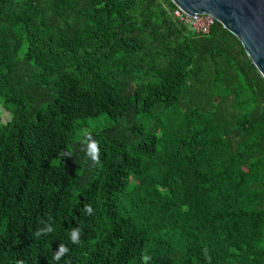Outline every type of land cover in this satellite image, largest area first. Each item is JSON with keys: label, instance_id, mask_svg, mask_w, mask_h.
Here are the masks:
<instances>
[{"label": "trees", "instance_id": "obj_1", "mask_svg": "<svg viewBox=\"0 0 264 264\" xmlns=\"http://www.w3.org/2000/svg\"><path fill=\"white\" fill-rule=\"evenodd\" d=\"M176 9L0 0V264H264V78Z\"/></svg>", "mask_w": 264, "mask_h": 264}, {"label": "water", "instance_id": "obj_2", "mask_svg": "<svg viewBox=\"0 0 264 264\" xmlns=\"http://www.w3.org/2000/svg\"><path fill=\"white\" fill-rule=\"evenodd\" d=\"M188 16L213 15L242 43L264 78V0H171Z\"/></svg>", "mask_w": 264, "mask_h": 264}, {"label": "clouds", "instance_id": "obj_3", "mask_svg": "<svg viewBox=\"0 0 264 264\" xmlns=\"http://www.w3.org/2000/svg\"><path fill=\"white\" fill-rule=\"evenodd\" d=\"M85 135L87 137V141H86L87 152H86V154L88 157L91 158V160L94 164H99L100 160H99L98 143L91 138V135L89 133L85 132ZM62 155L71 156L70 153H62ZM84 211L87 214L91 215L92 211H93L91 205L85 204ZM51 231H53L52 227L50 225H46V227L44 229H38L37 230L36 236L39 237L41 234H47ZM79 233H80V229H78V228H74L71 230L70 239L73 243L79 242ZM68 251L69 250L65 245L60 244L58 250L53 253V259L55 261H59L61 259V257L64 256ZM144 259H147V257H145Z\"/></svg>", "mask_w": 264, "mask_h": 264}, {"label": "built area", "instance_id": "obj_4", "mask_svg": "<svg viewBox=\"0 0 264 264\" xmlns=\"http://www.w3.org/2000/svg\"><path fill=\"white\" fill-rule=\"evenodd\" d=\"M175 15L183 22L189 24V26L199 34H208L212 27L216 24V18L208 13H197L193 16L184 14L181 10L176 9Z\"/></svg>", "mask_w": 264, "mask_h": 264}, {"label": "rangeland", "instance_id": "obj_5", "mask_svg": "<svg viewBox=\"0 0 264 264\" xmlns=\"http://www.w3.org/2000/svg\"><path fill=\"white\" fill-rule=\"evenodd\" d=\"M88 120H89V122H90L89 124L92 125L91 119H88ZM103 120H104V119H103ZM103 120H102V122H103Z\"/></svg>", "mask_w": 264, "mask_h": 264}]
</instances>
